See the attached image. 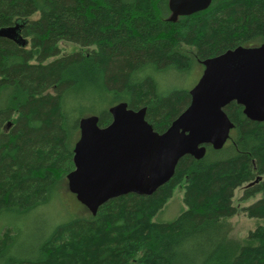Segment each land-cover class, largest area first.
<instances>
[{
  "label": "trees",
  "instance_id": "1",
  "mask_svg": "<svg viewBox=\"0 0 264 264\" xmlns=\"http://www.w3.org/2000/svg\"><path fill=\"white\" fill-rule=\"evenodd\" d=\"M168 3L0 0V213L29 212L67 189L82 118L97 116L104 128L108 109L124 102L145 108L162 134L191 99L190 90L163 89L158 74L202 75L203 62L264 44V0H212L175 21ZM61 43L95 49L61 56ZM224 112L234 128L222 149L184 156L151 196L110 200L95 216L84 207L21 254L6 229L0 264H264V122L235 102ZM181 184L186 210L153 223ZM239 188L241 201H256L235 207ZM238 213L259 220L243 245L229 240Z\"/></svg>",
  "mask_w": 264,
  "mask_h": 264
},
{
  "label": "water",
  "instance_id": "2",
  "mask_svg": "<svg viewBox=\"0 0 264 264\" xmlns=\"http://www.w3.org/2000/svg\"><path fill=\"white\" fill-rule=\"evenodd\" d=\"M211 2L169 0L168 6L175 21L208 9ZM202 65L189 106L162 134L145 120V108L134 111L124 102L108 109L112 121L104 128L97 116L79 121L67 189L92 216L110 200L151 196L169 182L184 156L199 160L208 146L222 149L234 128L224 112L230 103L241 106L250 121L264 122V44L238 47Z\"/></svg>",
  "mask_w": 264,
  "mask_h": 264
},
{
  "label": "rangeland",
  "instance_id": "3",
  "mask_svg": "<svg viewBox=\"0 0 264 264\" xmlns=\"http://www.w3.org/2000/svg\"><path fill=\"white\" fill-rule=\"evenodd\" d=\"M37 16V15H36ZM35 16V17H36ZM61 56L72 53H89L94 47H80L70 43L59 45ZM192 72L189 76H181L172 71L158 74L157 78L163 84V89H186L191 90L198 82L201 74ZM67 188V186H66ZM242 188L235 190L232 204L239 209L252 205L256 199L241 201ZM184 185L177 186L165 207L153 218L152 222L166 224L174 221L186 207L183 203ZM85 215L84 207L76 201L74 196L67 189H59L54 192L50 201L29 212L18 213L15 211L0 213V237L6 229H10L17 241V252L26 251V245L31 240L38 238L41 233L48 232L52 227L66 221L72 215ZM259 220L248 219L242 213L228 220L231 225L229 240L240 245L245 243L247 234L258 224Z\"/></svg>",
  "mask_w": 264,
  "mask_h": 264
}]
</instances>
